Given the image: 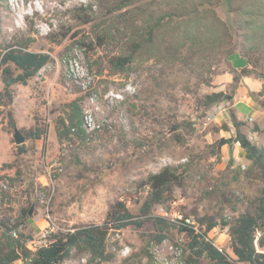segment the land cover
Here are the masks:
<instances>
[{"label": "rangeland", "instance_id": "1", "mask_svg": "<svg viewBox=\"0 0 264 264\" xmlns=\"http://www.w3.org/2000/svg\"><path fill=\"white\" fill-rule=\"evenodd\" d=\"M191 1L0 0V59L16 44L53 57L28 84L13 85L9 95L0 62V220L22 222L15 231L32 236L27 241L32 251L47 242L44 232L102 226L117 200L138 215L150 190L148 176L166 165L181 178L153 213L174 222L189 218L199 232L209 219L231 221L264 197V182L240 144L220 151L217 146L220 138L236 135L232 112L250 139L264 144V45L250 65L254 73L233 83L232 72L240 71L235 67L245 65L244 51L238 45L227 58L218 40L208 41L215 30L211 24L202 26L193 48L182 47L174 61L167 55L166 47L179 39L169 31L183 20L176 18L167 25L169 35L160 40V49L138 53L124 70L111 62L129 52L133 29ZM216 11L226 18L222 5ZM104 31L107 38L98 39ZM219 91L228 97L205 106V95ZM76 98L83 102L86 134L63 137L59 120ZM243 101L251 102L252 111ZM15 127L25 143L15 142ZM37 128L44 131L42 137H29ZM28 208L32 213L22 218ZM209 236L230 252L229 227L220 224ZM150 239L146 230L132 226L109 229L106 253L111 259L101 264H149L147 246L154 264H184L186 233L173 227L164 241ZM63 264L95 262L80 248Z\"/></svg>", "mask_w": 264, "mask_h": 264}, {"label": "trees", "instance_id": "2", "mask_svg": "<svg viewBox=\"0 0 264 264\" xmlns=\"http://www.w3.org/2000/svg\"><path fill=\"white\" fill-rule=\"evenodd\" d=\"M132 0H125L124 5H128ZM177 5V6H176ZM173 10L157 17H150L144 26L131 31L127 42L129 52L119 54L111 60L113 66L124 70L132 63L138 53L149 52L160 49L162 40L166 35L171 34L179 37L176 46L170 44L165 51L167 55L173 57V61L178 57L182 47L193 48L201 34V28L211 24V35L207 36L208 41L218 40L224 46L223 52L229 58L236 54V46L240 45L244 51L242 58L245 65L235 67L240 71H233V83H239L243 76L249 77L253 72L250 65L256 63L257 51L260 45H264V0H192L186 5L179 2ZM223 6L226 18L217 16L216 8ZM183 19L176 28L167 25L172 19ZM211 20V21H210ZM85 19V22H88ZM184 28L181 33L179 30ZM211 27V26H210ZM162 32V35L160 34ZM107 31H104L98 39H106ZM189 44V45H188ZM191 46V47H190ZM146 52V51H145ZM53 61L49 52L33 51L21 44H16L2 53L0 62L3 65V80L6 94L11 93V87L17 83L28 84L43 67ZM13 64L18 70H14L8 65ZM261 76V75H260ZM262 77V76H261ZM251 96L257 99L256 92H251ZM226 94L222 91L205 95V106L210 107L222 101ZM258 100V99H257ZM82 99L76 98L66 104L65 115L59 120V132L63 137L77 136L84 137L86 134L84 110ZM233 124L236 135L222 137L218 140V150L228 145L230 147L239 143L244 149L246 158L251 161L252 168L258 170L260 179L264 182V144H255L248 134L242 130L243 122L237 119L232 112ZM12 124L14 121L12 120ZM180 125H175L177 130ZM43 130L37 128L36 131H29V137L41 138ZM178 135V134H176ZM179 141L182 138H178ZM20 151L24 152V145L20 146ZM180 174L170 165L164 166L159 172L151 173L147 178L150 190L147 199L140 208V213L135 215L126 203L117 200L113 203L107 213L105 223L80 227L73 231L56 232L48 236L47 242L32 251L27 241L32 236L20 232L13 235L22 223H13L10 218L0 220V264H15L22 260L23 264H63L72 257L73 250L80 248L87 249L91 254V262L101 264L110 260L111 255L106 253V234L109 229L121 230L132 226L136 230L144 229L151 234L149 242L159 243L167 238V231L176 227L180 232L186 233L189 242L185 248L184 264H264V252L259 251L257 245L264 248V197L256 199L255 204L247 207L233 220L225 219L223 222L209 219L202 220L207 226L201 232L195 225H191L184 220L178 222L171 221L163 215L153 213L155 204L162 203L167 194L172 193L173 186L180 181ZM3 176L0 171V191ZM30 215V208L23 210L22 218ZM229 227L230 252L215 245L209 233L218 225ZM150 263L154 264V255L148 246L145 249ZM123 264H133L128 260Z\"/></svg>", "mask_w": 264, "mask_h": 264}, {"label": "water", "instance_id": "3", "mask_svg": "<svg viewBox=\"0 0 264 264\" xmlns=\"http://www.w3.org/2000/svg\"><path fill=\"white\" fill-rule=\"evenodd\" d=\"M14 139H15V142L19 145L25 143L26 141V137L23 135L21 130H19L17 127H15ZM31 213H32V209L30 210V214Z\"/></svg>", "mask_w": 264, "mask_h": 264}, {"label": "built area", "instance_id": "4", "mask_svg": "<svg viewBox=\"0 0 264 264\" xmlns=\"http://www.w3.org/2000/svg\"><path fill=\"white\" fill-rule=\"evenodd\" d=\"M185 221H186L187 223L191 224V225H194V223L191 222V220H190L189 218H186ZM13 235H14V236H17V232H16L15 230L13 231ZM48 235H49L48 232H44V233H43V240H44V241L47 240ZM263 252H264V251H263Z\"/></svg>", "mask_w": 264, "mask_h": 264}, {"label": "crops", "instance_id": "5", "mask_svg": "<svg viewBox=\"0 0 264 264\" xmlns=\"http://www.w3.org/2000/svg\"><path fill=\"white\" fill-rule=\"evenodd\" d=\"M244 102V101H243ZM251 102L250 101H245L244 102V107L246 108V109H250V111H252V109H251Z\"/></svg>", "mask_w": 264, "mask_h": 264}]
</instances>
